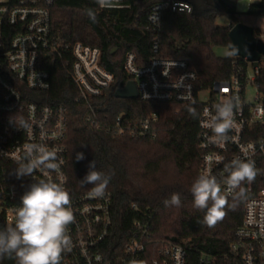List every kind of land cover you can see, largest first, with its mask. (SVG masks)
Returning a JSON list of instances; mask_svg holds the SVG:
<instances>
[{
	"label": "trees",
	"instance_id": "trees-1",
	"mask_svg": "<svg viewBox=\"0 0 264 264\" xmlns=\"http://www.w3.org/2000/svg\"><path fill=\"white\" fill-rule=\"evenodd\" d=\"M190 10H165L160 18L157 35L158 50L152 51L154 32L146 20L151 0H128L127 7L101 9L94 0H55L51 7V29L59 43L79 41L100 50L99 63L114 79L101 96L89 100L96 112V123L85 120L87 106L76 103L77 90L69 75V65L56 62L49 67L50 86L40 92V103L66 105L69 116L66 133L68 148L66 173L70 194L89 192L92 185L82 186L80 180L88 165L96 161L97 170L111 177L106 191L111 196V228L106 251L111 259L115 250L131 239L134 232L144 241L152 240L143 254L141 264L160 260L157 249L161 241L182 244L186 264H233L230 243L243 216L242 201L229 197L226 216L213 227L205 225L204 213L193 206L190 188L199 175L201 151L198 147V118L188 107L170 102L149 103L138 99L117 98L114 92L130 77L123 70L128 52H134L137 63L149 58L169 57L187 61L203 84L225 80L233 69L236 57H217L213 46L229 45V29L236 23L254 27L264 17V0L250 2L246 11L234 7L227 10L221 0H184ZM97 13L93 23L85 9ZM225 16L226 25L216 24ZM69 59V55L66 56ZM259 90L264 94V70L258 77ZM157 115L154 137L118 136L112 128L115 118L142 119ZM85 159L77 161L76 153ZM257 175L242 186L247 197L264 187V159L255 163ZM179 193L181 205L166 207L163 203ZM139 223V227L135 226ZM145 230L143 234L142 231ZM2 264H15L14 258L0 259Z\"/></svg>",
	"mask_w": 264,
	"mask_h": 264
},
{
	"label": "built area",
	"instance_id": "built-area-1",
	"mask_svg": "<svg viewBox=\"0 0 264 264\" xmlns=\"http://www.w3.org/2000/svg\"><path fill=\"white\" fill-rule=\"evenodd\" d=\"M127 1L120 0L122 6L119 8L127 7ZM54 2L0 0V227L14 222L20 197L35 180L60 182L70 193L66 173L69 112L62 103H40V92L50 86L49 67L56 62L69 65V75L77 90L75 101L87 106L85 120L92 124L97 119L89 100L101 96L114 79L99 63L97 47L79 41L57 42L50 16ZM168 9L188 11L190 5L184 0H151L146 20L155 36L153 53L158 50L161 15ZM254 36L264 42V37L257 33ZM241 60L233 63L227 79L213 80L209 84H203L187 61L180 58L154 56L138 64L136 54L128 52L122 66L135 84V99L199 107L198 174L208 172L216 176L222 187L228 175L224 168L226 163L234 158L251 159L254 163L264 159V94L256 81L264 70V54L256 66L251 61ZM248 66L252 68L251 74ZM250 86L255 91L253 103L247 101ZM204 93L206 98L201 101L199 97ZM229 97H238L239 106L234 109V126L228 133L230 139L218 144L207 124L215 113L214 105ZM10 118L16 122L27 121L29 126L18 128ZM156 122L154 113L142 119H125L120 114L112 128L118 136L154 137ZM28 143H41L56 152L59 169H38L34 177L17 178L16 161ZM247 189L250 191L251 185ZM89 192L70 194L75 215V222L69 226L73 247L63 254L61 264H141L152 240L144 241L134 232L121 250H115L112 259L108 257L105 247L112 223L111 196L105 191L103 197H90ZM243 210L241 224L230 243L233 264H264V187L245 199ZM135 226L139 227V223L135 222ZM157 253L163 264H186V249L182 244L161 241ZM152 264H158V260L154 259Z\"/></svg>",
	"mask_w": 264,
	"mask_h": 264
},
{
	"label": "clouds",
	"instance_id": "clouds-1",
	"mask_svg": "<svg viewBox=\"0 0 264 264\" xmlns=\"http://www.w3.org/2000/svg\"><path fill=\"white\" fill-rule=\"evenodd\" d=\"M101 9L121 7L120 0H95ZM85 15L97 22V13L92 8L85 9ZM151 19V17H150ZM155 20L158 21L157 16ZM230 55H236L238 49L233 45ZM239 106L238 97H229L214 105L215 113L208 121L214 142L223 144L230 137V129L234 126V109ZM188 112L198 118L194 107ZM10 122L18 128H27V121L19 122L10 118ZM75 159H85L84 153H76ZM14 169L17 178L34 177L38 169L56 171L60 167L57 153L41 143L24 145L23 153L17 158ZM228 173L225 187H222L216 176L200 173L191 184L193 206L204 213L202 222L208 227L215 226L226 216L229 197L233 201L247 199V189L242 185L251 183L257 175L255 163L251 159L234 158L224 165ZM88 172L80 180L82 186L92 185L90 197H103L111 177L97 170L96 161L88 165ZM166 207L181 205L179 193H173L163 201ZM70 193L62 183L48 179L35 180L20 197L15 208V219L12 224L0 227V259L14 258L15 264H61L63 254L70 252L73 242L69 234V226L75 222Z\"/></svg>",
	"mask_w": 264,
	"mask_h": 264
},
{
	"label": "water",
	"instance_id": "water-1",
	"mask_svg": "<svg viewBox=\"0 0 264 264\" xmlns=\"http://www.w3.org/2000/svg\"><path fill=\"white\" fill-rule=\"evenodd\" d=\"M224 3L227 10L233 7V3L229 0H221ZM229 36V52H232L233 45L238 49L237 56L232 57L245 59L251 61L254 66L257 65V61L262 54H264V42L257 39L254 36L253 27L242 23L234 24L228 31ZM114 96L117 98L135 99L137 96L135 84L129 80L122 88H118L114 92Z\"/></svg>",
	"mask_w": 264,
	"mask_h": 264
},
{
	"label": "rangeland",
	"instance_id": "rangeland-1",
	"mask_svg": "<svg viewBox=\"0 0 264 264\" xmlns=\"http://www.w3.org/2000/svg\"><path fill=\"white\" fill-rule=\"evenodd\" d=\"M231 3H233V7L238 12H244L247 9V6L249 5V0H229ZM254 27L257 28V34H259L261 37H264V17L258 18L256 20ZM216 24L218 25H226L227 24V18L224 16L219 17L216 20ZM214 54H216L217 57H232L230 55L228 46H213L212 47ZM248 72L251 74L252 68L248 66ZM255 97V91L253 87H248L247 89V101L250 103L254 102ZM200 100L203 101L206 98V93L200 95Z\"/></svg>",
	"mask_w": 264,
	"mask_h": 264
}]
</instances>
